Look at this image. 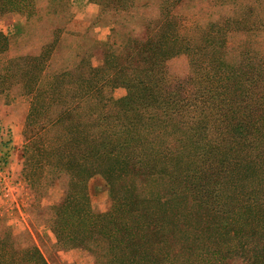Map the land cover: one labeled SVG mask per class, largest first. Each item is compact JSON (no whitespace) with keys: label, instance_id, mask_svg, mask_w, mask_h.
I'll use <instances>...</instances> for the list:
<instances>
[{"label":"trees","instance_id":"obj_1","mask_svg":"<svg viewBox=\"0 0 264 264\" xmlns=\"http://www.w3.org/2000/svg\"><path fill=\"white\" fill-rule=\"evenodd\" d=\"M38 1L0 0V15L31 16ZM46 3L66 6L64 0ZM246 30H264V18ZM228 32L223 25L213 35L224 46ZM162 38L107 43L97 66L93 52L81 49L53 68L57 36L36 60L0 64V95L21 88L30 101L25 181L34 187L49 169L47 187L63 191L49 206V230L61 248L97 254L95 264H226L232 258L264 264V52L239 65L215 56L201 62L187 53L197 75L173 83L166 62L182 41ZM8 46L0 32V56ZM45 58L49 88L41 87ZM118 87L126 95L115 100ZM42 115L48 123L38 120ZM163 180L165 193L142 192ZM91 181L101 187L90 188ZM97 188L109 198L103 213L90 206ZM193 214L195 226L188 224ZM0 264L46 263L35 247L18 249L4 232Z\"/></svg>","mask_w":264,"mask_h":264},{"label":"rangeland","instance_id":"obj_2","mask_svg":"<svg viewBox=\"0 0 264 264\" xmlns=\"http://www.w3.org/2000/svg\"><path fill=\"white\" fill-rule=\"evenodd\" d=\"M64 1L66 6L62 8L53 3L47 6L46 0H39L31 16L0 15V32L9 40L7 52L0 56V64L22 57L36 60L49 51L57 36L53 68L61 67L64 62L67 64L69 56L73 58L81 49L93 52L91 62L97 66L108 54H104L103 47L107 43L123 47L130 41L144 42L149 37L152 41L162 37L163 40L169 36L168 43L182 41L170 49L173 55L168 57L165 70L169 81L177 83L197 75L195 65L191 64L192 57L187 53L195 54L194 58L202 59L201 62L215 56L226 65H239L246 64L249 57V60L253 61V57L256 60L264 52V30L257 34L246 30L247 26H256L264 18V0ZM166 14L176 18L162 22V16ZM223 25L229 30L224 46L213 35L214 29ZM155 31L156 37L152 36ZM120 49L121 55L126 57L128 51ZM173 50H178V53ZM44 63L41 87L49 88V59L45 58ZM23 92L25 90L15 88L10 94L0 95V239L7 232L18 249L35 247L46 264H95L97 254L79 247L63 249L49 230V206L60 202L63 196L62 187L51 190L47 187L49 169L42 170V178L37 175L34 187L25 181L23 133L30 101L22 96ZM125 95L126 90L122 87L112 92L115 100ZM38 120L46 124L49 115ZM89 184L90 188L101 187L99 182L91 181ZM168 187L169 183L163 180L159 184L148 183L141 191L144 194H162ZM179 204L182 212L186 202L180 200ZM90 206L95 213L105 212L109 207L107 192L98 188L93 191ZM197 221L194 214L188 218L190 225L195 226ZM184 235L185 232L179 235L180 244L185 240ZM103 257L98 259L105 262ZM226 264L246 262L232 258Z\"/></svg>","mask_w":264,"mask_h":264}]
</instances>
